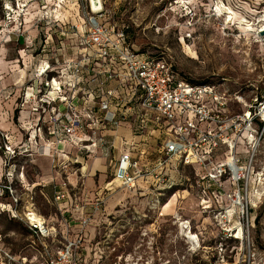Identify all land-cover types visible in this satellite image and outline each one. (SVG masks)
Listing matches in <instances>:
<instances>
[{
  "label": "rangeland",
  "instance_id": "374dc122",
  "mask_svg": "<svg viewBox=\"0 0 264 264\" xmlns=\"http://www.w3.org/2000/svg\"><path fill=\"white\" fill-rule=\"evenodd\" d=\"M101 2L103 24L124 29L134 50L163 54L181 78L225 82L243 89L247 102L255 94L264 96V33L247 35L239 22L254 21L262 29L264 0ZM217 6L224 11L221 17ZM228 8L235 22L226 25ZM91 10L90 0H0V264H22L20 257L29 255L22 205L34 201L41 213L52 212L31 186L42 175L35 161L41 157L29 142L32 124L18 122L24 93L40 80L39 63L78 55ZM251 145L239 142L238 154L248 156ZM183 169L189 181L163 196L116 188L120 204L87 243L85 263L264 264V131L241 191L224 182L220 194L201 192L194 169ZM178 217L198 235L197 246L180 229ZM239 227L243 234L236 237Z\"/></svg>",
  "mask_w": 264,
  "mask_h": 264
},
{
  "label": "built area",
  "instance_id": "2783aa9c",
  "mask_svg": "<svg viewBox=\"0 0 264 264\" xmlns=\"http://www.w3.org/2000/svg\"><path fill=\"white\" fill-rule=\"evenodd\" d=\"M105 18L102 4L99 11H92L78 55L50 57L53 62L37 71L39 86L34 82L31 91L24 93L22 106L31 102L40 114L31 124L37 133L33 141L44 138L42 144L37 143L41 153L58 160L53 144L64 136L78 148L83 159L94 148L111 157V151L117 149L115 140L109 142L102 133L132 122L133 135L147 137L131 142L122 139L119 158L113 156L111 160L110 183L143 190L138 185L145 181L147 191L163 196L189 181L182 170L188 166L194 169L201 192L220 194L224 182L241 191L244 170L253 165L264 131V96L255 94L247 102L243 89L233 90L225 82L187 81L173 70L163 54L154 56L131 48L125 30L103 24L101 20ZM41 113L48 114L47 121ZM245 140L252 144L246 157L237 151L239 142ZM74 163L80 164L82 172L78 157ZM55 166L68 175L69 162L57 161ZM68 181L56 192L57 200L71 194ZM112 190L113 187L106 189ZM106 194L97 196L90 205L91 212L82 217L65 214L67 223L77 221L74 238L47 222L34 201H26L20 216L30 230L31 255L22 256L21 263L86 264L84 231L96 214L106 215ZM19 202L15 197V206ZM73 207L83 208L75 200ZM33 213H38L40 220L32 219Z\"/></svg>",
  "mask_w": 264,
  "mask_h": 264
},
{
  "label": "crops",
  "instance_id": "0c3cea01",
  "mask_svg": "<svg viewBox=\"0 0 264 264\" xmlns=\"http://www.w3.org/2000/svg\"><path fill=\"white\" fill-rule=\"evenodd\" d=\"M60 46H62V44H58L57 48H59ZM48 62H53V60L48 59L43 63H39V67H44ZM40 81L41 79L35 82L34 85L39 86ZM33 107L34 104L30 102V104L28 103V105H24L22 107L23 109L19 111L18 122L20 123L21 127H23L22 123H25L26 121L29 122V124H31V122L37 121V117L40 114L36 112ZM41 115H43L42 117L44 118V121L48 120L47 113H41ZM102 134L109 142L115 140L117 149L115 151H111V157H106L102 149L94 148L93 152L91 154H88L83 159L81 156H79L80 153L78 151V148L73 145L68 140V138L60 136V142H55L53 144V148H55L58 152L57 160L55 158H52V156L41 153V149L38 148L37 143L42 144L44 142V138H36L37 142L33 141V137H36L37 133L35 130H32L30 132L29 142L32 144L34 151L40 152L41 160L37 159L35 161H38L36 162V165L40 167L42 172V175H38V180L33 182L31 186L38 188V195L42 197L47 205L51 206L52 212L50 214H43L41 213L40 206H37L36 204L35 205L39 214L43 216L47 220V222L55 224L62 234L67 235L69 238H74L78 232L77 221L72 220L70 224L67 223L64 218L66 213H71L74 218L82 217L84 214L91 212L90 205L97 198V196L107 193L105 201L106 215L96 214L92 218L91 223L86 227L84 231L86 246L87 243H90V241L94 239L99 233V223H102V221L108 215H110L111 212L114 211V208H116L120 204L121 199L118 197V193H116V188H121V192L123 190H126V192H130L133 194L135 193V190L120 187L117 182L110 183V181L112 180L113 171L111 160L113 156L115 157V159L119 158L120 151L123 145L122 139L131 142L141 141L147 137L145 135L134 136L132 122H126L118 129H108ZM44 137H48V134H46ZM76 157H78V161L83 164V168L81 169L82 172L79 171L80 164L74 163V159ZM43 159L45 160V164L42 161ZM56 160L59 163L69 162L70 167L67 169L68 175H65L60 170V168H57L55 166L57 162ZM153 160L154 157L151 158V162ZM66 179L69 180L68 182L71 189V194H69L68 198L66 199L57 200L56 192L62 189V184L64 181H66ZM138 186V188H142L144 190H147L148 188V184L145 181H140ZM108 187H113V190L107 192L106 189ZM74 200L75 202L81 204L83 208H74ZM28 252L29 255H31L30 249H28Z\"/></svg>",
  "mask_w": 264,
  "mask_h": 264
},
{
  "label": "bare ground",
  "instance_id": "6f19581e",
  "mask_svg": "<svg viewBox=\"0 0 264 264\" xmlns=\"http://www.w3.org/2000/svg\"><path fill=\"white\" fill-rule=\"evenodd\" d=\"M101 1V0H100ZM74 6V5H73ZM218 8V6H217ZM77 10V9H76ZM228 16H226V20L224 22V24L228 25L230 23H232L233 21L235 22V12L232 11L230 8H228ZM67 14V13H66ZM224 15V11L221 10L220 8H218V16H223ZM84 20V19H82ZM260 21H263V23L261 24V26H263L262 29H259V26L256 27L255 26V23L254 21H249L247 22V24L245 26H243V23L241 21L240 24L242 26H240V28L242 29V31H244V33H246L247 35H249L250 33L252 34H257L259 32L264 31V18L263 19H260ZM48 155V153L46 154ZM231 157V156H230ZM24 176V173L22 174ZM30 217L32 219H38L40 220V216L38 215V213H33L32 215H30ZM178 219V223L180 224V229L183 231L185 229V231L187 232L188 234V238L190 239V241L192 242L193 246H197L199 244V239H198V235L197 234H194L191 230H190V226H189V222L188 221H183L181 220L179 217L177 218ZM184 233V232H183ZM186 234V233H185ZM243 234V230L241 227L238 228V231L236 233V237H240L242 236ZM188 240V239H186ZM191 247V246H190ZM196 248V247H195Z\"/></svg>",
  "mask_w": 264,
  "mask_h": 264
},
{
  "label": "water",
  "instance_id": "95a60500",
  "mask_svg": "<svg viewBox=\"0 0 264 264\" xmlns=\"http://www.w3.org/2000/svg\"><path fill=\"white\" fill-rule=\"evenodd\" d=\"M90 5L93 12H97L102 8V2L100 0H90Z\"/></svg>",
  "mask_w": 264,
  "mask_h": 264
}]
</instances>
